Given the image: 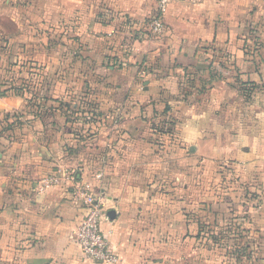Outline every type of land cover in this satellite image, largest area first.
Here are the masks:
<instances>
[{"label":"crops","instance_id":"0c3cea01","mask_svg":"<svg viewBox=\"0 0 264 264\" xmlns=\"http://www.w3.org/2000/svg\"><path fill=\"white\" fill-rule=\"evenodd\" d=\"M26 1L42 24L20 22L12 42L37 45V28L60 30L53 19L69 25L74 38L66 33L65 46L43 48L37 57L47 81L35 92L48 111L0 134V264H99L76 243L85 216L73 202L76 183L109 199L101 228L119 264H180L173 241L165 257L147 242L160 231L146 222L160 220L141 210L162 199L151 202L133 190L139 191V175L161 179L180 155L192 166L236 158L264 184V0H173L162 17L156 0ZM158 18L163 30L153 34ZM88 63L91 72L84 73L80 66ZM245 83L254 86L249 97ZM84 90L97 99L98 112L120 118L113 149L101 135L87 150L68 128L63 112ZM50 104L57 108L51 114ZM5 110L26 112L25 99L0 98V115ZM160 118L173 127L169 136L151 129ZM160 138L169 143L165 151L156 145ZM164 154L168 167L160 162ZM52 176L61 178L59 185L42 192V181ZM166 221L177 239V215ZM187 255L185 264H194ZM197 264L221 263L207 256Z\"/></svg>","mask_w":264,"mask_h":264},{"label":"rangeland","instance_id":"374dc122","mask_svg":"<svg viewBox=\"0 0 264 264\" xmlns=\"http://www.w3.org/2000/svg\"><path fill=\"white\" fill-rule=\"evenodd\" d=\"M17 17L20 18L18 22ZM20 22L26 27L42 24L41 20L33 17L26 0H0V98L20 95L26 103V112L5 110L0 115V134L3 136L7 131H12L10 128L15 124L26 122L25 118L41 116L48 111V107L44 106V98L35 92L36 88L45 87L44 81H47L45 67L40 60L37 61V57L43 48L51 52L59 44L65 46L66 33H69L71 39L74 38L69 25L66 27L62 22L58 23L53 19L52 25L54 28L60 27L59 31L37 28V45L21 46L12 42L14 36L21 31ZM66 45L68 46V43ZM26 55L28 58H24ZM90 65L88 63L80 67L84 73H89ZM89 78L91 80V77ZM89 78L84 87L89 83ZM95 80L98 82V79ZM88 93L90 92L84 90L82 94L77 95L74 102L77 105L74 106L70 101L71 106L68 104L69 107L63 112L68 121V128L79 140L84 141L82 147L87 150L93 148V140L101 135L100 141L107 142L106 147L113 149L111 135L115 132L113 127L118 125L120 118L113 112H98L94 104L97 99ZM160 121L161 118L151 127L155 134L169 136L174 132L170 130L173 127L168 126V118ZM156 145L160 146L161 151H165L169 143L166 144L160 138ZM216 158L211 160L208 166H192V159L180 155L175 158V165L169 168L161 179H155L156 176L150 174L139 175L140 182H136L140 185L139 191L134 188L133 192L143 194L150 198L151 202H154V199H162L161 205H147L141 210L142 214L157 215L156 218L160 220L157 223L150 220L146 224L143 223L147 228L155 225L160 231L157 233L158 238L149 239L147 242H155L153 245H156L161 256L165 257L166 247L173 241V244L179 246L180 264H185L188 260L187 253L191 255L190 259L194 260V264L207 256L212 263L263 264L264 184L261 174L246 175L241 169L242 162L236 158ZM170 160L165 154L160 158L163 167L170 166ZM72 177L75 178L74 175ZM92 193L102 199L101 210L105 218L106 212L111 208L109 199L100 191ZM171 213H175L178 218L177 239H171L169 222L166 221L170 219ZM190 247L195 248L193 254L187 250Z\"/></svg>","mask_w":264,"mask_h":264},{"label":"built area","instance_id":"2783aa9c","mask_svg":"<svg viewBox=\"0 0 264 264\" xmlns=\"http://www.w3.org/2000/svg\"><path fill=\"white\" fill-rule=\"evenodd\" d=\"M173 0H156L157 8L162 17L165 15ZM196 1V0H195ZM161 18L151 23L153 34L160 33L163 29ZM64 176H66L64 174ZM61 178L52 176L42 181L41 191L59 185ZM73 202L80 203L85 209V216L77 233L76 243L81 249L85 259L99 264H119L120 257L112 250L101 225L104 219L101 210L102 199H98L88 186L76 183L73 187Z\"/></svg>","mask_w":264,"mask_h":264},{"label":"trees","instance_id":"16d2710c","mask_svg":"<svg viewBox=\"0 0 264 264\" xmlns=\"http://www.w3.org/2000/svg\"><path fill=\"white\" fill-rule=\"evenodd\" d=\"M245 85H246V86H245ZM243 86H244L243 89L245 90L247 96L249 97V96L251 95V91H252L253 88H254L253 84H251V83H245ZM54 102H55V101L52 100V104H53ZM52 104H50V105H52ZM50 109H51V112H49L50 114L53 113V112H55V111L57 110V108H55L54 105L50 106ZM39 117L42 118V117H43V114H42L41 116H39ZM15 125H16V124H15ZM15 125H14V127L21 126L20 123L17 124L16 126H15ZM10 129L13 130V127H11ZM170 130H171V132H173V128H172V129L170 128Z\"/></svg>","mask_w":264,"mask_h":264},{"label":"water","instance_id":"95a60500","mask_svg":"<svg viewBox=\"0 0 264 264\" xmlns=\"http://www.w3.org/2000/svg\"><path fill=\"white\" fill-rule=\"evenodd\" d=\"M116 212L115 211H110L108 214L109 219H115Z\"/></svg>","mask_w":264,"mask_h":264}]
</instances>
